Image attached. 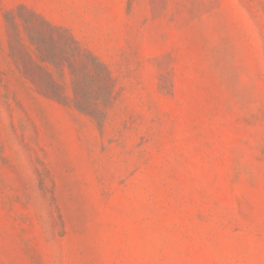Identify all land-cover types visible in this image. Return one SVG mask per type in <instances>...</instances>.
<instances>
[{"label": "rangeland", "instance_id": "obj_1", "mask_svg": "<svg viewBox=\"0 0 264 264\" xmlns=\"http://www.w3.org/2000/svg\"><path fill=\"white\" fill-rule=\"evenodd\" d=\"M0 264H264V0H0Z\"/></svg>", "mask_w": 264, "mask_h": 264}]
</instances>
